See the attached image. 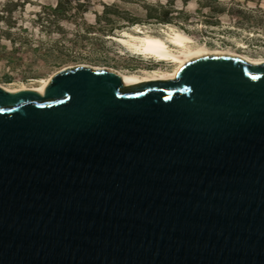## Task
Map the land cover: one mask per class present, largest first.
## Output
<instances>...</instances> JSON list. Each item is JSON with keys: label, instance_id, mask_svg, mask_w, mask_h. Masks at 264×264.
I'll return each mask as SVG.
<instances>
[{"label": "water", "instance_id": "water-1", "mask_svg": "<svg viewBox=\"0 0 264 264\" xmlns=\"http://www.w3.org/2000/svg\"><path fill=\"white\" fill-rule=\"evenodd\" d=\"M0 264H264V63L0 87Z\"/></svg>", "mask_w": 264, "mask_h": 264}, {"label": "rangeland", "instance_id": "rangeland-1", "mask_svg": "<svg viewBox=\"0 0 264 264\" xmlns=\"http://www.w3.org/2000/svg\"><path fill=\"white\" fill-rule=\"evenodd\" d=\"M160 2L166 12L147 10ZM137 28L158 37L175 29L214 50L264 57V0H0V85L35 87L76 66L154 67L110 39Z\"/></svg>", "mask_w": 264, "mask_h": 264}, {"label": "bare ground", "instance_id": "bare-ground-1", "mask_svg": "<svg viewBox=\"0 0 264 264\" xmlns=\"http://www.w3.org/2000/svg\"><path fill=\"white\" fill-rule=\"evenodd\" d=\"M135 31L137 34L124 32L121 36H110V39L118 43L131 55L140 57L143 61L154 62V67L143 68L138 72H121L106 67H95L96 70H107L117 74L126 87L147 81H173L187 62L205 55H230L242 58L252 65L264 63V57H250L230 49L214 50L206 45H200L185 32L175 29L163 30L164 35L162 37L146 34L139 28ZM51 79L52 77L42 81L39 86L35 87L10 88L1 85L0 87L12 93L24 90H36L43 93Z\"/></svg>", "mask_w": 264, "mask_h": 264}, {"label": "trees", "instance_id": "trees-1", "mask_svg": "<svg viewBox=\"0 0 264 264\" xmlns=\"http://www.w3.org/2000/svg\"><path fill=\"white\" fill-rule=\"evenodd\" d=\"M160 8L161 10H163V11H167V8L165 7V5H163L161 2L160 3H158V4H156L155 6H147V10L148 11H152V8ZM60 11H61V3H58V6H57V8H55L54 9V12L57 14V15H59L60 14ZM150 17H152V15H150ZM154 19H156V21H159V22H161L162 21V18H160V19H157V18H154Z\"/></svg>", "mask_w": 264, "mask_h": 264}]
</instances>
